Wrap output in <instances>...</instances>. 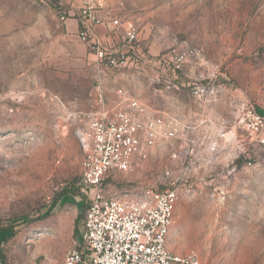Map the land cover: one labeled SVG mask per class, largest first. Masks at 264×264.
I'll use <instances>...</instances> for the list:
<instances>
[{
	"label": "rangeland",
	"instance_id": "1",
	"mask_svg": "<svg viewBox=\"0 0 264 264\" xmlns=\"http://www.w3.org/2000/svg\"><path fill=\"white\" fill-rule=\"evenodd\" d=\"M81 4L0 0L1 264H59L80 244L81 114L103 88H123L191 128L129 172H110L105 193L173 188L171 252H196L200 264H264V149L245 142L240 123L249 107L264 108V0H105L101 15L136 28L157 74L162 55L194 54L178 83L214 91L199 97L95 61L76 37Z\"/></svg>",
	"mask_w": 264,
	"mask_h": 264
},
{
	"label": "built area",
	"instance_id": "2",
	"mask_svg": "<svg viewBox=\"0 0 264 264\" xmlns=\"http://www.w3.org/2000/svg\"><path fill=\"white\" fill-rule=\"evenodd\" d=\"M104 7L105 0H82L77 13V39L89 46L99 64L116 70L132 67L140 71L149 59L130 22L125 23L120 47H111L98 38L97 27L103 26L114 34L120 26L118 20L101 15ZM59 20L64 23V13L59 14ZM193 55L176 50L162 55L155 84L175 89L179 85L194 97L213 94L202 84L178 83L181 66ZM81 116L86 129L81 136L84 156L78 192L86 210L80 244L69 250L59 264H200L196 252L180 255L167 247L178 200L175 189L147 187L129 198L108 196L103 189L110 172H129L153 148L171 145L191 128L177 118L152 110L123 88L116 89L111 99L98 94ZM240 123L245 142L264 149V108L259 112L249 107ZM172 158H177V154H172Z\"/></svg>",
	"mask_w": 264,
	"mask_h": 264
},
{
	"label": "crops",
	"instance_id": "3",
	"mask_svg": "<svg viewBox=\"0 0 264 264\" xmlns=\"http://www.w3.org/2000/svg\"><path fill=\"white\" fill-rule=\"evenodd\" d=\"M110 19V18H109ZM95 32L98 36V38L106 43H108L111 47H120L121 44H122V35H123V29L122 28H118L116 29V31L114 32V34H109L108 30L103 27V26H100V27H97L95 29ZM149 62V61H148ZM146 63L140 71H143V70H146L145 73H151V78H153L154 76H156V69L157 67L155 66V64L153 63ZM155 66V68H154ZM129 68L132 69V67H127V69ZM122 69H125V68H122ZM155 69V71H154ZM121 70V69H119ZM132 70H135L134 68ZM153 72V73H152ZM114 91L113 90L112 92H105L104 91V88H103V91L101 92V94H103L105 97H107L108 99H111L114 95Z\"/></svg>",
	"mask_w": 264,
	"mask_h": 264
},
{
	"label": "trees",
	"instance_id": "4",
	"mask_svg": "<svg viewBox=\"0 0 264 264\" xmlns=\"http://www.w3.org/2000/svg\"><path fill=\"white\" fill-rule=\"evenodd\" d=\"M77 226V225H76ZM75 230H77V228H75Z\"/></svg>",
	"mask_w": 264,
	"mask_h": 264
}]
</instances>
